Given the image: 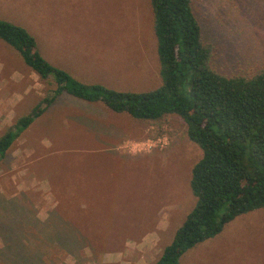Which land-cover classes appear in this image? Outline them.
Instances as JSON below:
<instances>
[{
	"label": "rangeland",
	"instance_id": "374dc122",
	"mask_svg": "<svg viewBox=\"0 0 264 264\" xmlns=\"http://www.w3.org/2000/svg\"><path fill=\"white\" fill-rule=\"evenodd\" d=\"M192 7L217 72L249 76L264 66V0ZM0 18L82 82L137 92L160 84L149 0H0ZM51 88L0 41V134ZM200 156L179 116L147 122L61 94L0 161V264H153L195 203L189 180ZM56 182L76 187L71 208L85 203L80 217L93 237L136 233L117 248L80 238L61 245ZM179 264H264V208L236 217Z\"/></svg>",
	"mask_w": 264,
	"mask_h": 264
},
{
	"label": "trees",
	"instance_id": "16d2710c",
	"mask_svg": "<svg viewBox=\"0 0 264 264\" xmlns=\"http://www.w3.org/2000/svg\"><path fill=\"white\" fill-rule=\"evenodd\" d=\"M149 4L160 84L138 92L74 78L42 56L35 37L24 27L0 18V41L12 47L41 82L52 86L50 96L0 134V161L63 93L147 122L179 116L189 140L201 150L189 180L195 203L153 263L179 264L188 250L217 236L236 217L264 208V66L249 76L217 72L211 66L212 48L203 38L192 0H149ZM62 184L53 186L58 204L52 210L53 218L62 221L55 225L61 245L70 246L80 238L94 248H117L130 233H136L115 230L108 239L93 237L88 220L82 218L87 213L81 208L85 203H77V212L71 208L69 200L77 197L76 187ZM65 224L70 231L63 229ZM13 262L21 264L16 258Z\"/></svg>",
	"mask_w": 264,
	"mask_h": 264
}]
</instances>
